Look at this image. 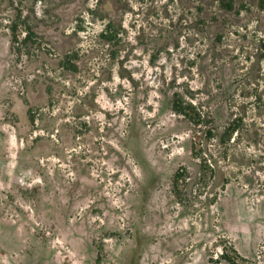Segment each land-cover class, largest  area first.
Returning <instances> with one entry per match:
<instances>
[{"label":"rangeland","instance_id":"374dc122","mask_svg":"<svg viewBox=\"0 0 264 264\" xmlns=\"http://www.w3.org/2000/svg\"><path fill=\"white\" fill-rule=\"evenodd\" d=\"M225 254L264 264V0H0V264Z\"/></svg>","mask_w":264,"mask_h":264},{"label":"trees","instance_id":"16d2710c","mask_svg":"<svg viewBox=\"0 0 264 264\" xmlns=\"http://www.w3.org/2000/svg\"><path fill=\"white\" fill-rule=\"evenodd\" d=\"M28 37L30 36H36V33L34 31H31L29 29L28 33H27ZM27 40V38H25V41ZM67 62H70L69 56L68 59L66 60V64ZM69 66V68L72 69H76L77 65L75 63H72L71 65H66ZM175 111L178 113H182L185 114L186 116H188L195 124H197L198 126H207V130H206V135L209 137H214L215 133H214V126L211 125L212 124V119L210 121H207L205 115L203 113L200 112H194V113H190V111L187 110V108L183 105V103H176V107H175ZM211 124H210V123ZM194 154L196 156H199V154L202 153V148H194L193 150ZM202 156V155H200ZM183 176H185V173H183L181 170H178L175 174V182L177 183V181L179 180V178H182ZM233 250L235 251V253L237 254V251L234 247H232ZM224 257L230 261L233 264H238L237 260H235L234 258H232L231 256L225 254Z\"/></svg>","mask_w":264,"mask_h":264}]
</instances>
